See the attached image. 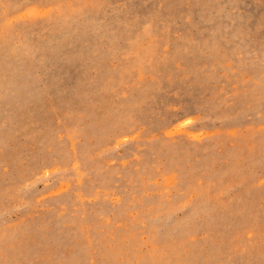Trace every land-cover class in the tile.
Listing matches in <instances>:
<instances>
[{
    "label": "rangeland",
    "instance_id": "obj_1",
    "mask_svg": "<svg viewBox=\"0 0 264 264\" xmlns=\"http://www.w3.org/2000/svg\"><path fill=\"white\" fill-rule=\"evenodd\" d=\"M0 264H264V0H0Z\"/></svg>",
    "mask_w": 264,
    "mask_h": 264
}]
</instances>
